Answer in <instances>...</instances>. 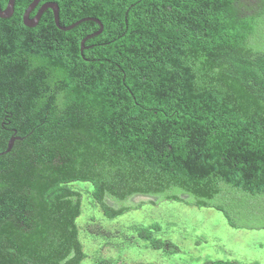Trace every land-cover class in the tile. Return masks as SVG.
Segmentation results:
<instances>
[{
	"label": "trees",
	"instance_id": "trees-1",
	"mask_svg": "<svg viewBox=\"0 0 264 264\" xmlns=\"http://www.w3.org/2000/svg\"><path fill=\"white\" fill-rule=\"evenodd\" d=\"M32 1L0 18V151L21 137L0 156V264H80L85 193L108 217L143 194L264 219V0H41L67 30L50 8L26 26ZM159 229L137 230L167 249Z\"/></svg>",
	"mask_w": 264,
	"mask_h": 264
},
{
	"label": "rangeland",
	"instance_id": "rangeland-1",
	"mask_svg": "<svg viewBox=\"0 0 264 264\" xmlns=\"http://www.w3.org/2000/svg\"><path fill=\"white\" fill-rule=\"evenodd\" d=\"M242 2L251 8L256 4V0ZM251 8L249 13L255 11ZM82 185L90 186L87 182L75 184ZM83 199L77 222L87 256L80 264H103L105 259L113 264H202L217 259L264 264L263 215L251 217L249 227H236L214 207L137 194L124 202L106 198L116 208L130 206L123 214L108 217L88 194ZM152 223L160 226L157 237L171 242L168 250L153 248L138 235V228Z\"/></svg>",
	"mask_w": 264,
	"mask_h": 264
},
{
	"label": "water",
	"instance_id": "water-1",
	"mask_svg": "<svg viewBox=\"0 0 264 264\" xmlns=\"http://www.w3.org/2000/svg\"><path fill=\"white\" fill-rule=\"evenodd\" d=\"M15 2H16V0H9L5 8H3L1 3H0V18H9L13 15V13L15 11ZM40 2H41V0H33L28 5V7L26 8V10L23 14V22L26 26L35 27L36 25H38L42 14L48 8L53 10L56 25H58L59 27H61L63 29H66V30L71 29L72 27H74L75 25H77L79 23V22H76L75 24H73L71 26H67V27L61 26L60 21H59V5H58V3L54 2V1H49V2H45V3L40 5ZM37 7H39V8H38L36 14L32 16L31 15L32 12ZM94 20L101 24V22L99 20H97V19H94ZM102 29H103V26L101 24L100 30L97 31L96 33H94L93 35L99 34L102 31ZM90 36H92V35H89L88 37H90ZM88 37H86V38H88ZM86 38L83 39V42L85 41ZM83 42H82V45H83ZM20 138L21 137H19V136H12L8 141L7 148L3 151H0V156L5 155L8 152H10L14 146L15 141L17 139H20Z\"/></svg>",
	"mask_w": 264,
	"mask_h": 264
}]
</instances>
